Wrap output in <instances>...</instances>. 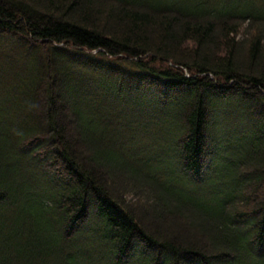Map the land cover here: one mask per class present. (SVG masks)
<instances>
[{"label": "trees", "instance_id": "16d2710c", "mask_svg": "<svg viewBox=\"0 0 264 264\" xmlns=\"http://www.w3.org/2000/svg\"><path fill=\"white\" fill-rule=\"evenodd\" d=\"M0 264H264V0H0Z\"/></svg>", "mask_w": 264, "mask_h": 264}, {"label": "rangeland", "instance_id": "374dc122", "mask_svg": "<svg viewBox=\"0 0 264 264\" xmlns=\"http://www.w3.org/2000/svg\"><path fill=\"white\" fill-rule=\"evenodd\" d=\"M131 197V196H130ZM144 205V204H143ZM145 206V205H144ZM139 208H142L144 211L146 210L144 207H139ZM156 220L158 221V222H160L161 224H163V222H162V220H160L159 218H156ZM164 223H168L167 221L166 222H164ZM171 230L173 229L174 231H175V228H170Z\"/></svg>", "mask_w": 264, "mask_h": 264}]
</instances>
